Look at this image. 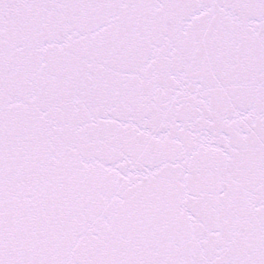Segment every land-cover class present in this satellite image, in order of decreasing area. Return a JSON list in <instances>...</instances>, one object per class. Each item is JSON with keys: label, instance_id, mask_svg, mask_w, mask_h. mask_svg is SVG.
<instances>
[{"label": "snow or ice", "instance_id": "1", "mask_svg": "<svg viewBox=\"0 0 264 264\" xmlns=\"http://www.w3.org/2000/svg\"><path fill=\"white\" fill-rule=\"evenodd\" d=\"M0 264H264V0H0Z\"/></svg>", "mask_w": 264, "mask_h": 264}]
</instances>
